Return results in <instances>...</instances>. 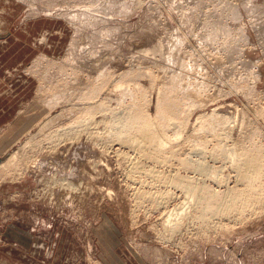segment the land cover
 I'll use <instances>...</instances> for the list:
<instances>
[{
    "label": "rangeland",
    "instance_id": "1",
    "mask_svg": "<svg viewBox=\"0 0 264 264\" xmlns=\"http://www.w3.org/2000/svg\"><path fill=\"white\" fill-rule=\"evenodd\" d=\"M173 72L204 87L182 102L169 94L167 130L177 158L203 172L158 165L141 138L112 142L107 128L113 112L120 125L139 108L157 119ZM98 83L107 110L91 136L52 138L94 115L86 98ZM1 86L14 103L0 102L11 109L0 166L15 165L0 167V264H264V203L202 224L175 181L221 195L237 184L236 145H264V0H0Z\"/></svg>",
    "mask_w": 264,
    "mask_h": 264
},
{
    "label": "bare ground",
    "instance_id": "2",
    "mask_svg": "<svg viewBox=\"0 0 264 264\" xmlns=\"http://www.w3.org/2000/svg\"><path fill=\"white\" fill-rule=\"evenodd\" d=\"M137 4H140V1ZM105 13H106V10H105ZM66 14H68V13H66ZM34 17H35V15H34ZM224 24H225V22H224ZM180 43H182V42H180ZM204 50H206V49H204ZM198 51H200V50H198ZM175 52H176V50H175ZM167 53H168V51H167ZM175 60H177V59H175ZM183 66H184V64H183ZM159 71H160V69H159ZM165 74H167V73H165ZM181 74H182V72H181ZM97 78H99V77H97ZM169 78H171V79H169L170 80L169 83L171 85H169V86L165 85L164 88L161 87V89H160L159 94H161L163 96L161 97V95H160L161 102H159V104H158L159 112H158L157 119L152 118L143 109H140V108L137 110L136 114L130 118V120L127 123H123L122 125H120V122L122 121L120 116H114L113 115L114 112L112 113V115H110L111 116L110 118L112 119L111 122H108L109 117L107 118L108 130L115 131L114 133L111 134L114 138V141H112V142H115V141L121 142L123 140L124 141L125 140H131L133 142H137V139L141 138V140L138 141V143H141L143 141L144 146H146L147 148L154 149V151L157 155L156 161H154V162L157 163L158 165L159 164L165 165L166 167L169 164H171L172 161L181 154L180 150L177 147L178 145L175 144V142H177V141L174 140L175 141L174 142V141L169 140L170 137L168 136V133H167V130L170 127L172 120H174L176 122L175 114H173L170 111L171 108H175V107L170 106V103H169L170 99L168 96H169V94H173L174 97L176 95V97L178 98V101L182 102V100L184 98L192 96V94H195V97H196V96L201 94L200 93L201 90H204V87L202 85L201 86H195L196 83L194 85L191 83L192 81L190 83L185 82L184 76L181 77V75H179V74L175 75V73H174L173 76H171V77L169 76ZM153 79H156V78L154 77ZM89 82L90 81H88L87 84H89ZM91 85H92L91 88H89V94H87L88 97L86 98V99H88L86 102L89 104V107H91V108L87 109L88 110L87 115H89L91 113L94 115H89V116H87V118H83L82 120L79 118L80 121H75L73 123L71 129H70L69 134L65 135L64 137L61 134L52 135V138L56 137L58 142L61 143V142H64L65 140L73 141L77 138V136L79 134H81L82 132H85V131L90 133L89 130H90V127L95 123L96 115L101 113V109L107 110V107L104 105V103L103 102L101 103L102 87L100 86L99 83L96 85H93V84H91ZM129 96H131V99H135V97L137 96V92L135 91L132 94H129ZM188 100L191 102L190 98ZM84 106H86V105H84ZM80 108H82V107H80ZM203 118H205V117H203ZM154 120L156 122H154ZM222 121L229 122L230 119L229 118H223ZM89 122H91V124H89ZM115 122H118V124H115ZM110 123H113V124L110 126ZM178 124L183 125L184 123L178 122ZM73 126L76 127L75 128L76 130L74 129ZM79 126H82V128H79ZM177 127L179 128V126H177ZM78 128L80 129L79 131H77ZM228 130H229L228 128H226V129L224 128V130H223L224 132L226 131L227 137L230 136ZM117 132L119 135H113ZM106 133L107 132H105L104 135H106ZM89 136H91V133L89 134ZM237 143H238V141H237ZM247 143H248V145H247ZM247 143L237 144L236 146L237 147L239 146V148H237L236 150H233L230 153L229 156L232 159L231 164L234 166L232 168H235L234 171H236V173H237V175H236L237 176V181H236L237 184L233 188L227 187L228 189H226V191L223 192L221 195H219V192L217 193L216 191L205 189L204 186L198 185L199 184L198 182L194 183V182H192L191 178L185 177V176L183 177L179 173L175 177V181H176L177 185L179 187H181L182 189H185L191 195L192 205H194L197 208V210H199L198 214L196 216H200L199 217L200 223L205 224L207 222H210L212 219L215 220V218L217 219V216H218V218H220L223 215L224 216H226V215L231 216V215L236 214V213L238 215H241V214H244V212L241 211L240 209H242L244 206H246L247 208H252V206L254 207L258 204L262 205L264 203V145L261 144V142H258L257 139L255 140L253 138H252V142L248 141ZM179 148H181V147L179 146ZM216 148H217V146H216ZM217 150H219V149H217ZM221 157H222V155H221ZM205 158H206V156H205ZM186 159H187V157H186ZM188 159H189V157H188ZM177 160H179V163L181 165L185 164L190 169L200 170L201 172L206 171V168H204V164L202 163V161H197L196 163H193V162L190 163L191 161L189 162L187 160H184V158H177ZM33 162L34 161L31 160L30 165H29V166L32 165V168L35 167L33 165L36 164V162H34V163ZM4 163H5V161H3L2 165L0 166L4 170L7 168H10V166L15 165V163L13 162V159L6 162L5 164ZM229 166H227V167H229ZM137 168H138V166H137ZM25 171H26V169L24 168V172L22 174H24ZM209 172H211V171H209ZM4 173H6V172H4ZM150 174L154 175V174H156V171L151 170ZM158 177H160V175H158ZM223 178H218L217 176L214 177L216 182H220V183H223L222 182ZM59 182H60V180H59ZM61 182H63L62 183L63 185L73 187V184L71 183V181L69 182L66 179H63V180H61ZM171 183H173V182L171 181ZM225 183H227V182H225ZM241 185H243L242 188H240ZM152 195H153L154 200H158L161 198H163V199L167 198V197H161L160 198L159 195L157 196L156 194H152ZM173 212L169 214V217H168L169 219H167V221H166L168 226L173 224L174 221H172V218L174 216H177V217L180 216V215H178V213H173ZM167 224H166V226H167Z\"/></svg>",
    "mask_w": 264,
    "mask_h": 264
},
{
    "label": "crops",
    "instance_id": "3",
    "mask_svg": "<svg viewBox=\"0 0 264 264\" xmlns=\"http://www.w3.org/2000/svg\"><path fill=\"white\" fill-rule=\"evenodd\" d=\"M4 85H6V84L4 83ZM3 87H6V86H1L0 87V102H1V105L2 104H6V102H9L8 104L11 105L12 103H14V98H12L10 96L9 91H5L3 89ZM20 102H22V99H20ZM10 110L11 109H9V108H8V110H6V109L0 107V130L5 125L4 121L6 120L7 115L9 114Z\"/></svg>",
    "mask_w": 264,
    "mask_h": 264
}]
</instances>
